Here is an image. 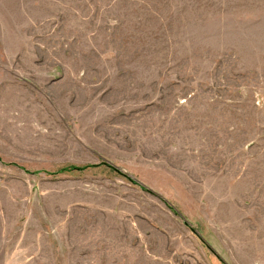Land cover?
I'll return each mask as SVG.
<instances>
[{
    "label": "rangeland",
    "instance_id": "1",
    "mask_svg": "<svg viewBox=\"0 0 264 264\" xmlns=\"http://www.w3.org/2000/svg\"><path fill=\"white\" fill-rule=\"evenodd\" d=\"M0 264H264V0H0Z\"/></svg>",
    "mask_w": 264,
    "mask_h": 264
}]
</instances>
